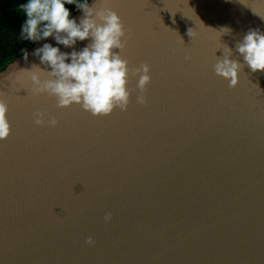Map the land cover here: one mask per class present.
Segmentation results:
<instances>
[{"label":"water","instance_id":"obj_1","mask_svg":"<svg viewBox=\"0 0 264 264\" xmlns=\"http://www.w3.org/2000/svg\"><path fill=\"white\" fill-rule=\"evenodd\" d=\"M113 10L121 55L150 67L144 105L136 78L125 111L92 116L28 92L20 69L38 58L0 70L11 126L0 264H264V72L245 66L232 88L213 72L225 46L236 58L249 30L264 33V0H113ZM36 111L57 126H36Z\"/></svg>","mask_w":264,"mask_h":264},{"label":"clouds","instance_id":"obj_2","mask_svg":"<svg viewBox=\"0 0 264 264\" xmlns=\"http://www.w3.org/2000/svg\"><path fill=\"white\" fill-rule=\"evenodd\" d=\"M66 5L80 16L73 17ZM18 9L24 17L19 32L21 41H52L42 43L31 53L21 49L25 62L29 55L39 60V65L33 63L29 69H20L32 95L54 97L57 108L75 104L92 116H107L116 109H127L133 91L129 81L136 78V103L147 102L144 93L151 81L150 67L141 64L130 68L121 55L126 33L120 16L113 10V0H24ZM84 41L87 43L77 49V42ZM60 46L70 51H62ZM235 54L236 58H231L233 50L225 46L223 58L216 57L213 64L214 74L226 80L230 88L238 84L245 66L253 73L264 72V33L249 30L235 44ZM7 112V102L0 99V141L11 131ZM33 115L36 126L58 124L46 112L36 111ZM104 219L109 221L111 213H106ZM86 243L91 245L94 241L89 237Z\"/></svg>","mask_w":264,"mask_h":264},{"label":"trees","instance_id":"obj_3","mask_svg":"<svg viewBox=\"0 0 264 264\" xmlns=\"http://www.w3.org/2000/svg\"><path fill=\"white\" fill-rule=\"evenodd\" d=\"M24 0H0V70L19 56L21 49H28L32 43L21 41L19 32L24 20L19 12L18 5ZM71 12L75 10L71 5H66Z\"/></svg>","mask_w":264,"mask_h":264}]
</instances>
